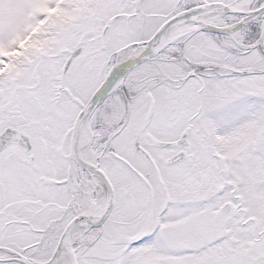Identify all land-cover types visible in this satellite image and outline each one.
Returning <instances> with one entry per match:
<instances>
[{
    "label": "snow or ice",
    "instance_id": "6c2138e0",
    "mask_svg": "<svg viewBox=\"0 0 264 264\" xmlns=\"http://www.w3.org/2000/svg\"><path fill=\"white\" fill-rule=\"evenodd\" d=\"M0 264H264V0H0Z\"/></svg>",
    "mask_w": 264,
    "mask_h": 264
}]
</instances>
